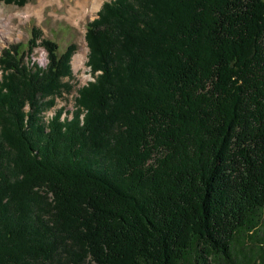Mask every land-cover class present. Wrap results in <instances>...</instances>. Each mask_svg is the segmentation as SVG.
I'll use <instances>...</instances> for the list:
<instances>
[{"label":"trees","instance_id":"1","mask_svg":"<svg viewBox=\"0 0 264 264\" xmlns=\"http://www.w3.org/2000/svg\"><path fill=\"white\" fill-rule=\"evenodd\" d=\"M85 30L71 113L43 116L74 44L1 51L0 264H264V0H111Z\"/></svg>","mask_w":264,"mask_h":264},{"label":"rangeland","instance_id":"2","mask_svg":"<svg viewBox=\"0 0 264 264\" xmlns=\"http://www.w3.org/2000/svg\"><path fill=\"white\" fill-rule=\"evenodd\" d=\"M40 1L41 0H28V2L23 7H17L15 5H6L4 3H0V15L4 17H11L12 14H16L18 12H23L27 6L33 7L36 10L40 9ZM48 1V0H43ZM60 4L57 3V0H51L50 4H43V10L41 17L38 18L36 14H32L29 20H24L20 22L18 18L11 17L9 20L11 25L15 26V30L11 33L12 39L11 41H5L0 45V54L1 50L11 47L14 45L19 44L21 50H25L27 52V43L32 39V32H36L40 35V40L37 41L39 43L42 40H50L56 43L58 50L57 53L61 54L66 49V47L70 44H74L76 46V50L71 56L70 66H71V77L64 78L63 81L72 85V91L67 94H63L61 99H56L55 105L43 114L45 119L52 114L54 110L60 109L62 106H65L67 111L71 113L75 110L74 106V98L77 96L76 92L82 86H85L88 81H93L92 76L90 75V70L87 67V55H88V48L85 42V26L93 19L96 18L97 12L101 9V6L104 2H108L111 0H101L99 8L90 11L89 14L83 19L79 20L77 23L74 24L68 15L67 12L69 8L75 9L80 13V9L78 6H75L76 1L83 2L85 0H59ZM63 3V4H62ZM37 30V31H36ZM40 31V33H39ZM42 48H34L32 49L31 53L26 55L23 59L24 64L31 66L28 58L31 57L32 61L37 62L45 65V61H41V53ZM82 55L85 58L84 65L82 67H75V56ZM46 59V58H45ZM30 60V59H29ZM46 67V66H45ZM0 71V77H1ZM27 108V107H26ZM64 112V111H63ZM72 117V116H71ZM83 117L82 115L80 116ZM259 246V245H257ZM251 246V247H257ZM250 247V248H251ZM248 248L241 249L242 253H235L236 260H246L247 256L245 253L247 252ZM239 250V249H238ZM252 251H256V249H252ZM256 264H260V259L256 258Z\"/></svg>","mask_w":264,"mask_h":264},{"label":"bare ground","instance_id":"3","mask_svg":"<svg viewBox=\"0 0 264 264\" xmlns=\"http://www.w3.org/2000/svg\"><path fill=\"white\" fill-rule=\"evenodd\" d=\"M51 0L48 1H40V9L36 10L33 7L27 6V8L23 12H18L16 14H12L11 17H16L20 22H23L24 20H29L30 16L32 14H36L38 18L41 17L42 10L45 4H50ZM101 0H85L82 3L79 1H76L75 6H78L80 9V13H78L79 10L71 9L67 11L72 20V22L76 25L79 20H83L91 11H94L99 8ZM57 3L60 4V1L57 0ZM44 4V5H43ZM63 4V3H62ZM10 16L4 17L3 15H0V45L4 43L5 41H11L12 39V32L15 30V26L11 25L10 22ZM85 58L82 55L75 56V67L79 68L84 65Z\"/></svg>","mask_w":264,"mask_h":264}]
</instances>
